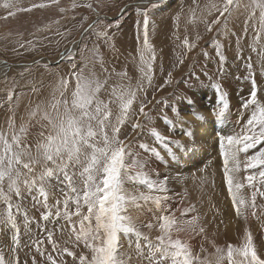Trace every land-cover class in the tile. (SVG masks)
<instances>
[{
	"label": "rangeland",
	"instance_id": "374dc122",
	"mask_svg": "<svg viewBox=\"0 0 264 264\" xmlns=\"http://www.w3.org/2000/svg\"><path fill=\"white\" fill-rule=\"evenodd\" d=\"M8 2L13 7L4 9L5 0H0V132L9 137L13 132L21 135L35 154L40 132L46 133L41 127L46 121L40 117L44 112H53L54 99L70 98L75 85L73 72L106 82L100 93L103 100L109 99L113 87L131 86L136 89V97L124 123L119 125V139L130 146L134 158L144 164L142 171L153 181L164 182L167 177L162 185L164 190L151 193L142 184L131 181L125 184L129 192L166 198L159 208L149 203L130 213L139 230L156 242L161 234L158 217L173 213L182 225L195 218V231L173 232V237L179 235L200 260L216 264L219 255L226 257L229 245L237 248L243 245L247 232L251 233L258 255L264 258V197L257 194L256 207L251 206L255 189L247 185L245 178L252 170L243 167L246 155L253 154L260 145L247 154H239L241 166L235 176L245 186L238 192L244 203L238 206L233 203L224 172L223 152L228 147L226 143L224 149L220 146L227 136L240 134L249 118V110L243 108L242 103L254 86L250 72L254 74L257 98L264 103V73L261 71L264 68V32L260 40L255 41L259 13L257 18L249 20L245 33L244 21L249 14L244 7L234 9L227 21L220 17L219 23H212L219 16L212 5L222 7L224 0H148L144 4L142 0ZM248 3L249 0H241L242 5ZM33 4L46 6L32 8ZM125 6L127 8L120 13ZM8 11L15 15L7 16ZM98 15L103 17L82 35ZM106 15L109 17L105 18ZM145 15L148 18L147 45ZM80 36L75 48L56 64L45 59L29 66L6 65L7 62H30L43 56L57 60ZM186 39L189 45H194L191 50L184 43ZM217 44L224 61L220 60ZM141 52L145 60L152 53L155 55L150 81L141 72L142 67L148 72L147 65L141 61ZM249 63L251 69L247 66ZM62 79L69 80L67 89H62ZM142 104L145 114L139 111ZM109 107L115 124L120 114L119 104L114 101ZM221 110L222 116L218 115ZM33 112L37 113L36 117L32 116ZM196 113L197 119L194 118ZM207 119L214 126V135L197 142L198 126ZM136 123L141 127L133 129ZM21 126L24 134L19 131ZM223 126L225 133L218 132ZM154 129L168 138V148L156 140L152 134ZM187 131L192 135H187ZM140 145L155 148L159 156ZM256 187L264 191L259 183ZM48 191V205L51 206L61 197L55 182ZM33 195L37 193L25 194L21 200L13 196V201L20 204V212H14L15 228L0 217V253L5 264H17V260L19 264H52L47 259L49 254L57 264L61 260L75 264L67 253L61 254L64 248L75 251L77 256L88 255L82 244L76 246L71 223L64 217L43 219L45 209L33 200ZM185 210H188L186 214ZM5 212L6 206L0 201V213ZM149 222L154 225L151 229L144 226ZM49 233H52L51 241ZM217 249L222 252L218 253ZM122 251L130 258L128 264H150L146 258L149 249L143 239L138 251L135 240L122 237ZM233 258L240 257L234 254ZM222 264L230 262L225 258Z\"/></svg>",
	"mask_w": 264,
	"mask_h": 264
},
{
	"label": "snow or ice",
	"instance_id": "6c2138e0",
	"mask_svg": "<svg viewBox=\"0 0 264 264\" xmlns=\"http://www.w3.org/2000/svg\"><path fill=\"white\" fill-rule=\"evenodd\" d=\"M57 2L58 0H51V3ZM45 6L33 4L31 7ZM2 7L11 9L13 5L5 0ZM88 7L91 5L89 4ZM212 7L219 12L217 19L212 21L213 24L219 23L220 17H225L227 21L234 9L244 7L249 14V18L244 21L245 33L248 31L249 20L257 18L259 13V28L255 30V41L260 40V34L264 32V0H249V3L245 5L241 4V0H224L222 7L215 4ZM21 10L31 9H16V11ZM12 15H15V12H7V16ZM143 25L145 45H147L148 18L146 15ZM208 30L211 31V26ZM184 43L189 50L194 47L188 44L187 39ZM219 48L220 45L217 44L220 60L224 61L225 57L219 52ZM154 59V53L145 60L144 53L141 52V61L148 68V72H145L142 67L141 72L149 81L151 80V62ZM180 63H183V60ZM247 66L249 69L252 67L250 63ZM73 67L75 68V65ZM261 71L264 73V68ZM71 75L75 79V85L70 98L54 99L51 105L53 112L51 114L44 112L40 117L46 121L41 125L42 129H46V133L40 132L38 142L35 144V154L31 146L22 140L21 135L13 132L9 137L0 132V201L6 206V212L0 213V217L4 218L5 223L15 228L14 212H20V204L13 201V196L21 200L25 194L31 195L35 191L37 195H33L32 198L44 207L43 219L66 218L71 223V232L74 234L76 246L79 247L82 244L88 250V255L81 253L77 256L75 251H69L68 248L62 249L61 254L67 253L73 258L75 264H128L130 258H126V254L122 251V237L130 241L135 240L138 251L140 240L143 239L145 247L149 249L146 258L150 264H209L207 260H200L198 256H194L187 242L182 241L179 235L173 237V232L178 234L184 231H195V218L182 225L173 213L161 215L158 217V228L161 234L156 237V242H153L139 230L136 219L130 215L132 211L149 203L159 208L162 199L166 198L145 192H129L125 188L127 182L142 184L151 193L164 190L162 185L167 180L165 177L164 182L153 181L146 172L142 171L144 164L134 158V154L130 152V146L119 139V125H122L127 118L136 97V89L125 85L113 87L109 99L103 100L100 98V93L106 82L90 79L79 71ZM249 77L253 80L254 86L248 98L242 103V107L249 110V118L240 134L227 136L221 141L220 146L224 149L226 143L228 147V150L223 152L224 172L233 203L238 206L244 203V200L238 196V192L245 186L235 176L241 166L239 154L241 152L247 154L249 150L257 149L260 145L253 154L246 155L243 163L245 170H252L245 179L247 185L255 189L251 195V206L255 208L257 194L264 197V191L256 187L257 183L264 187V103L257 98L254 74L250 72ZM60 83L62 89H67L69 80L62 79ZM136 87L139 88L140 85ZM60 95L64 96L63 90ZM8 99H12L11 94ZM114 101L120 108L115 124L112 123V111L109 107ZM144 107L143 104L140 106L141 114H145ZM224 107L227 108V104ZM218 115L222 116L223 111L221 110ZM32 116L36 117L37 113L33 112ZM11 127L9 125L10 129ZM139 127H141L139 123L133 125V129ZM19 131L24 134V127L21 126ZM152 134L163 147L168 148L167 137L162 136L155 129ZM186 134L192 135L191 131H187ZM175 143L181 146L179 142ZM140 147L159 156L155 148H150L148 145H140ZM230 164L231 167H229ZM53 182L61 198L57 199L54 205L49 206L48 190L53 187ZM158 184L161 187L158 188ZM187 211L185 210L184 214ZM237 214H240L239 207H237ZM24 215L27 221V214ZM144 226L149 229L154 227L151 222ZM199 231L203 232V228ZM51 237L52 233H49L50 241ZM53 247L55 248V244ZM217 252L221 253L222 250L217 249ZM234 254L240 258L234 259ZM225 258L230 264H264V258L258 255L252 243L250 232L246 233L241 247L229 245L226 257L223 254L219 255L216 264H222ZM47 259L52 264H57L51 254ZM0 264H5L2 253H0ZM17 264H19L18 260ZM59 264H66V262L61 260Z\"/></svg>",
	"mask_w": 264,
	"mask_h": 264
},
{
	"label": "water",
	"instance_id": "95a60500",
	"mask_svg": "<svg viewBox=\"0 0 264 264\" xmlns=\"http://www.w3.org/2000/svg\"><path fill=\"white\" fill-rule=\"evenodd\" d=\"M130 4H128V6H129ZM127 8V6H125V7H123L122 8V10H121V12L120 13H122L125 9ZM101 17H103V15H98L97 17H95L93 20H92V22L84 29V31L82 32V35L85 33V31L92 25V23H94L97 19H99V18H101ZM105 18H107V17H109V16H104ZM81 37L82 36H80L79 37V39L75 42V43H73L72 45H70L68 48H66L62 53H61V55H60V57L57 59V60H51L50 58H48V57H41V58H38V59H36V60H33V61H30V62H26V63H22V62H20V63H18V62H10V66L11 65H14V66H29V65H33V63H36L37 61H43V60H48L51 64H56V63H58V62H60L61 61V59L67 54V53H69L71 50H73L74 48H75V46L77 45V43L81 40ZM2 59V58H1Z\"/></svg>",
	"mask_w": 264,
	"mask_h": 264
},
{
	"label": "bare ground",
	"instance_id": "6f19581e",
	"mask_svg": "<svg viewBox=\"0 0 264 264\" xmlns=\"http://www.w3.org/2000/svg\"><path fill=\"white\" fill-rule=\"evenodd\" d=\"M147 1L148 0H146V1H143L142 0V3L141 4H144V3H147ZM149 1H151V0H149ZM140 2H141V0H140ZM141 4H139V5H141ZM169 7V6H168ZM168 7H166V9L168 8ZM26 63V62H25ZM167 63V62H166ZM34 64V63H33ZM6 65L9 67L10 66V62H7L6 63ZM2 66H4V65H2ZM197 117H199L198 116V114L196 113L195 114V116H194V118H196L197 119ZM213 130H214V126L212 125V123H211V121H210V119L208 120H206L205 122H204V124L203 125H199L198 126V132L196 133V137H198L197 138V142L198 141H204L205 139L206 140H208L209 139V137L211 138L214 134H213ZM227 130V129H226ZM224 132L225 133V126H223V127H221L219 130H218V132ZM213 141V140H212Z\"/></svg>",
	"mask_w": 264,
	"mask_h": 264
}]
</instances>
